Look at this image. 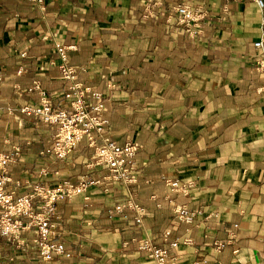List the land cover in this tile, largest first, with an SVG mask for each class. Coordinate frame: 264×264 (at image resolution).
Masks as SVG:
<instances>
[{
  "label": "crops",
  "instance_id": "1",
  "mask_svg": "<svg viewBox=\"0 0 264 264\" xmlns=\"http://www.w3.org/2000/svg\"><path fill=\"white\" fill-rule=\"evenodd\" d=\"M180 1L163 0L146 16L148 0H0V152L19 147L8 188L22 195L36 184L90 182L56 202L54 239L69 257L42 260L31 228L20 243L0 238V264H154L137 249L143 239L164 247L168 264H264V73L253 44L264 37V7L184 0L206 11L189 35L170 18ZM56 42L74 46L67 62L77 81L102 94L108 137L138 146L130 188L93 163L86 141L56 159L55 128L17 111L38 102L34 81L61 105L68 82ZM166 179L193 187L184 195ZM130 191L145 209L140 225L130 210L109 213ZM176 205L192 217L179 220ZM216 241L227 244L217 251Z\"/></svg>",
  "mask_w": 264,
  "mask_h": 264
},
{
  "label": "built area",
  "instance_id": "2",
  "mask_svg": "<svg viewBox=\"0 0 264 264\" xmlns=\"http://www.w3.org/2000/svg\"><path fill=\"white\" fill-rule=\"evenodd\" d=\"M31 1L42 2V0ZM162 1L148 0L146 16H153L151 7L162 4ZM255 2L260 10L263 9V0H255ZM172 13L171 19L182 25L189 35H195L200 29V23L206 11L202 7H191L182 0L172 6ZM253 44L262 52L256 57L255 63L257 69L264 73V37ZM73 48V45L54 43V50L60 58L58 67L61 76L68 82L61 96L60 103L63 106L54 104L40 83L34 81L33 88L39 93L38 102L21 106L17 111L55 128L52 154L56 159H64L79 142L86 141L88 147L93 150V163L106 168L110 179L130 188L137 181L138 168L135 156L138 146L133 142L117 144L106 134L107 121L102 116L105 100L100 92L83 86L77 81L76 70L67 62V51ZM18 155L19 147L0 152V238L9 243H20L22 231L33 228L36 230L34 245L42 260L49 261L60 256L69 257L70 252L67 251L64 243L54 239L56 228L52 217L56 202L82 194L90 182L85 179L78 181L64 179L53 186L36 184L30 193L17 195L14 189L8 188L11 178L8 175L7 166ZM165 184L171 191L184 195L188 194L193 187V182L190 180L166 179ZM125 209L132 211L135 224L142 223L145 209L136 201L132 191L125 201L111 207L109 213L111 216L119 214L125 217ZM174 212L181 221H187L193 215L191 211L180 205L175 206ZM168 235L169 231H166L164 237L167 238ZM178 242V240L172 241L170 245L176 247ZM183 242L188 243L189 240L184 239ZM226 244V242L216 241L214 248L220 251ZM137 249L146 253L154 264H168L167 250L149 239L139 241ZM192 264H207V262L201 259L193 261Z\"/></svg>",
  "mask_w": 264,
  "mask_h": 264
}]
</instances>
